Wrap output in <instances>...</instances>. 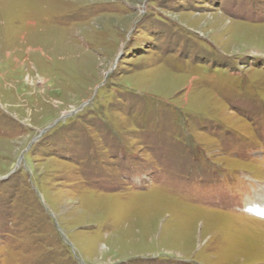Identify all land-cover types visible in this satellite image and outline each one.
<instances>
[{
  "label": "rangeland",
  "instance_id": "374dc122",
  "mask_svg": "<svg viewBox=\"0 0 264 264\" xmlns=\"http://www.w3.org/2000/svg\"><path fill=\"white\" fill-rule=\"evenodd\" d=\"M263 206L264 0H0V264H264Z\"/></svg>",
  "mask_w": 264,
  "mask_h": 264
},
{
  "label": "bare ground",
  "instance_id": "6f19581e",
  "mask_svg": "<svg viewBox=\"0 0 264 264\" xmlns=\"http://www.w3.org/2000/svg\"><path fill=\"white\" fill-rule=\"evenodd\" d=\"M251 206V205H250ZM264 209V206L262 207ZM222 231V230H221ZM261 231V230H260ZM257 234V233H256ZM259 234V233H258ZM257 239V238H256ZM258 240V239H257Z\"/></svg>",
  "mask_w": 264,
  "mask_h": 264
}]
</instances>
